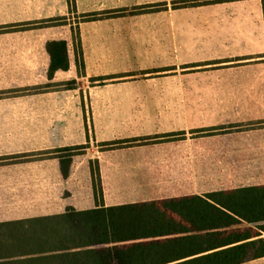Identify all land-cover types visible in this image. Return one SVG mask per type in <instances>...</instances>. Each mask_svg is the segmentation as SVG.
Wrapping results in <instances>:
<instances>
[{
  "label": "crops",
  "instance_id": "0c3cea01",
  "mask_svg": "<svg viewBox=\"0 0 264 264\" xmlns=\"http://www.w3.org/2000/svg\"><path fill=\"white\" fill-rule=\"evenodd\" d=\"M75 1L77 15L137 6L147 10L81 21V75L68 0H0V25L68 17L59 24L0 31V155H15V165L0 168V224L47 220L72 209L91 211L104 222L106 241L79 251L107 250L102 264H264L253 245L235 249L264 238V231L238 238L237 230L260 231L264 221L204 228L212 213L204 203L212 202L210 194L264 183L212 186L203 164L245 163L239 176L256 179L257 163L264 170V136L235 142L223 136L196 138L190 112L183 111L188 106L149 104L153 97L176 103L180 98H230L242 114L253 115L249 120L264 121L263 0L194 6H181L184 0ZM54 40L67 41L69 68L51 73L48 44ZM216 60L250 72L242 88H192L191 65ZM150 74L154 77L139 78ZM73 79L75 88L47 86ZM91 79L97 84L87 89ZM148 82L161 88L148 90ZM179 131L184 138L141 142ZM124 139L137 141L113 149L101 146ZM82 144L88 145L85 151L69 159L55 152ZM96 161L98 198L91 169ZM227 170L220 165L219 177L226 179Z\"/></svg>",
  "mask_w": 264,
  "mask_h": 264
},
{
  "label": "rangeland",
  "instance_id": "374dc122",
  "mask_svg": "<svg viewBox=\"0 0 264 264\" xmlns=\"http://www.w3.org/2000/svg\"><path fill=\"white\" fill-rule=\"evenodd\" d=\"M71 17H74L72 22H75L73 27H76L77 14L71 15ZM73 41L75 43L74 38ZM220 62L221 60L193 63L190 68V72L195 74L192 88L213 91L242 88V78L248 76L250 72L245 73L242 70H238V65L240 64L227 66ZM227 67H232L234 69L233 72L227 70ZM150 77H154V74L140 76L139 78L148 79ZM103 83L100 81L98 84ZM94 84H97L95 79L86 81V88L88 89L90 85ZM50 87L65 88L61 83H52ZM146 88L148 90H158L161 88V84L157 85L153 82H148ZM235 100L219 97H192L180 98L179 103H176V99L170 97H153L149 98V104L157 106H171L175 104H179L181 107L188 106V109L183 111L190 112L187 116L193 119V123L197 127L191 131V136L196 138L219 139V137L223 136L229 137L235 142L237 138L239 139L243 136H264V121L249 120V117L253 116L252 114H242L240 108L229 104L230 101ZM161 137L164 139L184 138L185 132H174L172 136ZM84 151L80 148H59L55 150L61 156H70L76 153H83ZM203 164L206 166V174H211V178L206 179V182L210 180L212 186L234 187L255 181L264 183V170L261 163H257L260 168L254 173V175H259L256 179L239 176L242 170H238V168H243L245 163L235 161L220 163L213 161ZM12 165H15V155H0V168H10ZM220 165L222 168L224 165L228 167L226 179L219 177ZM34 220H23L16 223L12 221L0 224V257L4 256L3 261H26L18 264H102L100 260L93 258L89 253L88 255H79L76 258L64 257L68 252L79 251V245H82L86 241L80 239L78 228H67L66 221L62 219ZM64 238L67 239L69 247H79L70 251L61 248V244L57 241ZM87 252H90V250ZM61 255L63 257H60ZM31 257H36L34 258L36 260H32L33 258Z\"/></svg>",
  "mask_w": 264,
  "mask_h": 264
},
{
  "label": "trees",
  "instance_id": "16d2710c",
  "mask_svg": "<svg viewBox=\"0 0 264 264\" xmlns=\"http://www.w3.org/2000/svg\"><path fill=\"white\" fill-rule=\"evenodd\" d=\"M221 1H228V0H184V1H180L179 4L181 6H194V5H203V4L215 3ZM68 3H69L70 14L72 13L77 14L76 1L68 0ZM263 7H264V0H263ZM145 10H147L146 6H137L131 10L127 8L112 9V10L82 13L77 15L78 20L76 22V27H73V38L75 40V51L77 55L76 61H77L79 74L85 75V65L82 54L81 37L78 30V24L81 21L96 20V19L120 16L125 14H137ZM67 20H68L67 16H62V17L45 19L41 21L0 25V31L14 30V29H20V28H26V27L38 26V25L48 26V25L67 22ZM48 48L51 53V60H52L50 72L53 73L55 70L58 69H68L69 58H68V50H67V41L66 40L51 41L48 44ZM50 85L51 84L47 86L50 87ZM61 85L68 89L75 88L77 85V81L76 79H73L61 83ZM173 134L174 133H166L163 135H157L153 137H145L141 139L142 140L141 142L143 143L153 142L155 141L156 138H159L161 136L168 137V136H172ZM136 141L137 139L115 140V141H108L102 143L101 146L104 149H113L123 146L124 147L130 146L132 144H135ZM87 147L88 145L82 144V145L64 147L62 149L80 148L84 151ZM61 157H66V159H69L68 158L69 156H61ZM95 164H96L95 166L93 163L91 164V169H92V176L95 186L96 185L99 186V188L98 187H96L97 189L95 188L96 189L95 196L96 198H98L102 196L101 187H100L101 179L98 169V162L96 161ZM209 197L212 200V202H209L208 200H204V203L206 209L212 211V213L208 216L207 219L208 221L207 224L204 225V228H208V229L231 228L232 226H235L237 224H242L244 222L250 223V222L264 221V184L229 189L222 192L210 194ZM164 201L171 202L173 201V199H168ZM91 213H92L91 211L79 212L72 209L69 210L67 213L63 214L62 216L49 218L47 220L62 219L66 221L67 228H73V227L78 228L79 230L78 234L80 239L86 240L85 243L79 245L80 248H82L91 245H99L106 241V238L102 237L103 233H105L104 231H102L104 222L102 221L99 215L94 216ZM36 220L43 221L46 219L39 218V219H35L34 221ZM258 228L260 229V231H256L255 229H251V228H244L242 230H237V231L235 230V231L237 233L238 238L241 236L247 238L250 237L251 234L254 235L262 234L261 232L264 231V223L258 224ZM57 242L61 244V248L67 249L69 251L74 250V248L76 247H79V246L69 247L67 243L68 241L65 238ZM250 245H253L256 254L260 256L264 255V238H260L257 241H252L251 243L240 245L235 249L237 250L246 249ZM88 253L89 255L91 254L92 256H94V258L100 260L101 262H106V257L108 255L107 250H99V249L90 252L71 251L65 254L64 257L76 258L79 257V255H88ZM26 254H32V253H26ZM113 254L112 256H114ZM3 257H0V264H18V263L26 262V261L11 262L10 260L3 261L2 260ZM60 257H63V255H61ZM101 257L104 258L100 259ZM34 258L32 260H36ZM238 260L241 259H234L233 261L236 262Z\"/></svg>",
  "mask_w": 264,
  "mask_h": 264
}]
</instances>
